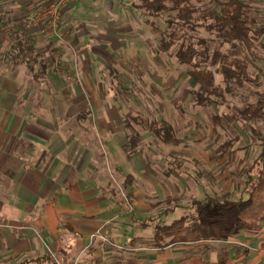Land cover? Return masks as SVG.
<instances>
[{"label": "rangeland", "instance_id": "374dc122", "mask_svg": "<svg viewBox=\"0 0 264 264\" xmlns=\"http://www.w3.org/2000/svg\"><path fill=\"white\" fill-rule=\"evenodd\" d=\"M53 1L58 0H0V29L4 28L8 18L20 17L18 8L25 6L31 10L25 13L24 20L20 17L16 20L19 22L13 25L21 22L30 34L50 33L62 41L60 38L70 31L64 28L73 23L78 35L86 33L96 40V46L90 49L92 57L99 61L94 65L97 66L93 70L94 84L97 89L101 80L99 70L104 69L102 76L106 86L101 93L98 91V99H95L110 100L121 107V129L128 134L126 149L136 152L137 160L148 165L147 176L152 180V185L140 187L144 192L140 201L148 207L137 215L153 217L165 209H173V213L161 223L169 224L182 214L191 221L203 212L194 202L204 200L206 195L219 203L244 197L247 171L261 152L257 133L264 136V120L250 122L239 114L246 104L264 103V0H243L247 6L249 26L260 33L259 40H254L252 34L248 39L235 36L216 38L202 27L195 31L185 29L193 41L199 37L210 38L211 52L218 51L228 60L246 63L250 81L242 84L224 83L222 63L206 66L214 72L215 82L224 92L223 98L216 99L212 105H200L194 101L198 86L188 76V66L176 60L178 45L169 50L160 45V40L170 30L167 21L174 18L176 12L147 17L139 9L132 11L133 7L130 11L121 10L118 4L121 0H95L93 5L99 9L67 20L64 12L80 0L75 4L66 2L59 5L57 15L48 13ZM122 1L141 4L140 0ZM193 2L201 11L213 7L211 0ZM80 21L86 25L82 27ZM95 25L98 29L93 28ZM75 30H71L72 36ZM99 34L102 40L98 39ZM108 37L112 42H107ZM0 45L1 52L4 42ZM160 121L171 124L175 137L173 144L163 143L149 131L148 125L159 124ZM206 215L215 218V207ZM136 226V230L128 229L125 237L119 234L100 239L103 243L100 248L104 252L98 255L99 263L143 264L157 261L161 251H146L154 242L151 227L140 228L138 223ZM129 234L132 236L128 238ZM226 237L225 240L179 245L181 248L166 251H171L170 257L174 254L194 255L218 264L217 259L225 249L230 254L231 264H264V219L258 230L227 231ZM97 247L94 243L91 248ZM1 261L0 264L22 262L4 263V256Z\"/></svg>", "mask_w": 264, "mask_h": 264}, {"label": "crops", "instance_id": "0c3cea01", "mask_svg": "<svg viewBox=\"0 0 264 264\" xmlns=\"http://www.w3.org/2000/svg\"><path fill=\"white\" fill-rule=\"evenodd\" d=\"M94 1L80 0L64 12L66 19L99 9ZM118 4L121 10L134 11L132 3ZM30 10L20 6L17 15L24 20ZM20 17L8 18L4 28ZM76 28L68 23L64 29L70 31L60 41L50 33L30 34L19 23L20 31L45 51V69L40 63L33 69L13 64L8 56L11 40L4 41L0 52V261L4 256V263L51 256L56 264H104L99 263L98 255L104 252L100 239L125 237L137 223L140 228L151 227L153 238L152 220L161 223L173 213L165 209L153 217L137 215L148 207L140 201L144 197L140 187L152 185L148 165L126 149L121 107L96 100L106 86L104 69L99 70L97 89L94 84V65L99 61L90 49L96 40L86 33L78 35ZM71 30L76 31L74 36ZM211 208L213 204H208L207 211ZM94 243L96 249L91 248ZM196 243L148 246L146 251L161 254L157 261L143 264H170L188 256L208 261L194 255L170 257L171 251H166ZM220 257L226 258L222 264H231L225 249Z\"/></svg>", "mask_w": 264, "mask_h": 264}, {"label": "trees", "instance_id": "16d2710c", "mask_svg": "<svg viewBox=\"0 0 264 264\" xmlns=\"http://www.w3.org/2000/svg\"><path fill=\"white\" fill-rule=\"evenodd\" d=\"M211 1L213 7L203 11L194 5L193 0H140V5L133 3L134 8L141 10L142 14L147 17H160L167 12H176L175 17L167 21L170 30L166 33V37L160 40V45L166 50L178 45L175 53L176 60L179 64L188 66L187 74L198 86L194 92V101L200 105H212L216 99L224 96L222 88L215 82L214 72L208 69L207 65L215 66L222 63L221 74L226 84L229 82L242 84L250 81V78L246 71V63L239 60H228L227 56L219 54L218 51L211 52L210 38L199 37L193 41L186 30L195 31L197 27H202L216 38L235 36L248 39L250 34L253 35L254 40L260 38V33L258 34L257 30L249 26L247 6L243 0ZM8 40L12 43L8 56L13 64H24L33 69L34 65L40 63L43 69L46 68L45 61L41 59L43 51L35 46L32 37L20 31L19 25L0 29V44ZM262 47L264 49V40ZM239 114L250 122L264 120V103L258 101L246 104ZM148 129L163 143L173 144L175 142L172 126L166 121H160L159 124L151 123ZM261 134V132L257 133L261 152L247 171V179L243 187L245 196L236 201L227 199L221 203L213 201L210 197L196 201L194 203L200 206L203 212H199V216L192 218L191 221L187 215L180 216L169 224H161L152 220L154 224L152 246L154 248H164L181 243L222 240L226 238L227 231L260 229V223L264 219V136ZM208 204H213L215 207V218L207 217ZM224 261H226L225 257L220 260V263ZM31 263L56 264L51 256L27 259L16 264ZM170 264L210 263L201 258L188 256Z\"/></svg>", "mask_w": 264, "mask_h": 264}, {"label": "built area", "instance_id": "2783aa9c", "mask_svg": "<svg viewBox=\"0 0 264 264\" xmlns=\"http://www.w3.org/2000/svg\"><path fill=\"white\" fill-rule=\"evenodd\" d=\"M68 3V2H71V3H73V4H75L76 2H78V0H58V1H53L52 3H51V9L48 11V13H54V14H58L57 12H58V7H59V5H61V4H64V3ZM56 15H55V17L54 18H56ZM33 21H35L34 19H33Z\"/></svg>", "mask_w": 264, "mask_h": 264}]
</instances>
